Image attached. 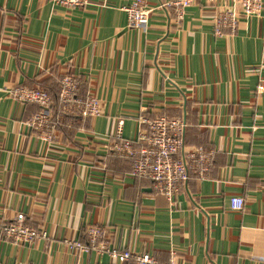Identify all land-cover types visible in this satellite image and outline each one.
I'll return each mask as SVG.
<instances>
[{
  "label": "crops",
  "instance_id": "1",
  "mask_svg": "<svg viewBox=\"0 0 264 264\" xmlns=\"http://www.w3.org/2000/svg\"><path fill=\"white\" fill-rule=\"evenodd\" d=\"M130 1L0 0V264H133L69 250L89 224L111 249L160 264H264V12L216 37L225 4L194 0L176 23L161 7L171 0H146L145 28L129 29ZM66 74L77 99L100 100V115L64 112ZM16 86L51 95L50 143L25 124L40 108L15 100ZM159 115L185 122L186 147L214 152L208 176L191 172L172 203L111 147L120 121L136 140L140 117ZM233 196L239 211L228 209ZM18 214L46 238L14 244L1 227Z\"/></svg>",
  "mask_w": 264,
  "mask_h": 264
},
{
  "label": "built area",
  "instance_id": "2",
  "mask_svg": "<svg viewBox=\"0 0 264 264\" xmlns=\"http://www.w3.org/2000/svg\"><path fill=\"white\" fill-rule=\"evenodd\" d=\"M53 5L72 9L85 7L89 0H48ZM194 0H171L161 5L171 8L174 20L179 23L188 6ZM210 4H225L213 18V34L216 37L232 36L237 30L239 18L260 16L264 12V0H206ZM123 10L127 17L129 29H144L150 9L146 0H131ZM78 85L71 74L63 75L60 79L58 100L64 106V112L82 118L96 117L101 114V103L95 96L85 100L76 98ZM11 96L21 102L38 106L40 110L33 114L25 124L35 131L44 142L53 140L54 121L49 112L52 103L51 95L44 89L16 86ZM139 122L143 129L139 131L136 140L123 138V121L119 122L116 141L112 150L120 156L130 159L131 175L136 179L148 180L154 192L163 194L169 202L186 185L190 173L195 172L200 178L208 176L213 161V150H206L202 146L186 147L184 132L186 124L178 118L164 115L154 117H140ZM244 206V199L233 196L229 199L228 209L239 211ZM3 234L14 244H33L39 239H45L43 231H37L25 223L23 214L16 215L15 219L1 227ZM85 242L79 240L66 241L65 245L71 251L105 254L110 259L133 264H160L148 253H135L129 250H115L108 246L104 238V229L100 225H87L85 228ZM163 264H179L169 260Z\"/></svg>",
  "mask_w": 264,
  "mask_h": 264
}]
</instances>
